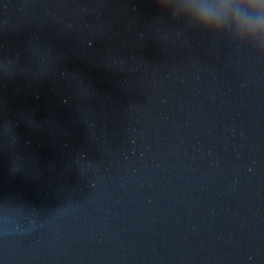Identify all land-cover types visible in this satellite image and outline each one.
Instances as JSON below:
<instances>
[{
	"label": "water",
	"instance_id": "95a60500",
	"mask_svg": "<svg viewBox=\"0 0 264 264\" xmlns=\"http://www.w3.org/2000/svg\"><path fill=\"white\" fill-rule=\"evenodd\" d=\"M191 0H0V264H264V37Z\"/></svg>",
	"mask_w": 264,
	"mask_h": 264
},
{
	"label": "clouds",
	"instance_id": "9594fccd",
	"mask_svg": "<svg viewBox=\"0 0 264 264\" xmlns=\"http://www.w3.org/2000/svg\"><path fill=\"white\" fill-rule=\"evenodd\" d=\"M167 0H156L158 5ZM191 18L211 29L233 27L241 36L264 37V0H191Z\"/></svg>",
	"mask_w": 264,
	"mask_h": 264
}]
</instances>
